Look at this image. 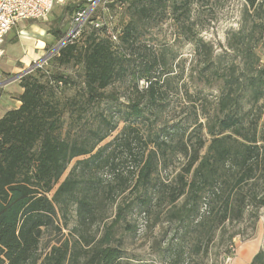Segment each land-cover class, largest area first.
Returning <instances> with one entry per match:
<instances>
[{
	"label": "trees",
	"instance_id": "1",
	"mask_svg": "<svg viewBox=\"0 0 264 264\" xmlns=\"http://www.w3.org/2000/svg\"><path fill=\"white\" fill-rule=\"evenodd\" d=\"M111 1L130 9L117 35L92 25L53 55L80 65L81 83L33 62L20 77L21 104L0 118V264H152L128 249L141 216L146 231L167 229L156 249L177 264L188 237L187 254L207 255L240 223L254 228L264 210V123L254 113L264 100L255 51L264 0H245L230 51L193 40L189 79L202 76L218 95L196 107L202 90L185 89L195 109L181 124L163 113L185 69L175 73L168 53L152 47L132 69L148 0ZM116 80L129 82L125 101L106 93ZM250 264H264V242Z\"/></svg>",
	"mask_w": 264,
	"mask_h": 264
},
{
	"label": "rangeland",
	"instance_id": "2",
	"mask_svg": "<svg viewBox=\"0 0 264 264\" xmlns=\"http://www.w3.org/2000/svg\"><path fill=\"white\" fill-rule=\"evenodd\" d=\"M244 3L245 0H148L146 2L150 13L145 21L140 24L139 40L131 50L134 53L132 69L134 67L138 69L139 55L148 53L147 47H152L157 53L166 51L170 62L175 66V73L185 69L184 73L177 79L179 91L171 96L170 105L163 113L164 120L181 124L186 117H193L195 107L185 100V94H183L185 89L191 93L202 90L196 107H199L200 101L210 107L211 103L216 100L217 88L205 86L204 81L201 80L202 76L189 79V67L196 62L197 58L193 40L202 39L211 43L214 46L215 54L221 53L225 49L227 52L230 51L227 45L228 35L239 28ZM83 9L87 15L84 20H78V13ZM94 16L96 20L90 21V18ZM129 20L128 2L64 0L57 3L45 19L24 20L15 25L10 31L11 39L5 46L6 52L0 59V72L6 80L0 88V118L8 110L17 108L21 104L19 98L23 88L20 85V78H17L16 75L31 67L33 62L39 61L37 65L44 66L49 71L71 75L77 84L81 83L83 69L80 65L61 64L58 59L53 58V55L64 44L60 48L58 45L69 34L71 35L70 38H76L81 43L85 37L83 35L84 29L94 25L95 27L106 26L109 33L117 35ZM26 29L34 34L31 36L27 33V37L24 36ZM41 31H44V35L50 34L52 37L51 42H47L46 47L42 49L35 47L38 42L37 34H40ZM53 31L57 34L55 35ZM39 44L41 43L39 42ZM29 46H32V48L30 47L32 53L42 52L43 54L36 61L26 66L29 56L25 57V54ZM125 51L128 53V50ZM255 51L260 63L264 64V26L263 36L257 41ZM227 58H230L228 53ZM145 83L142 78L139 80L140 86L145 85ZM128 85V81L116 80L106 88V93H114L120 97L119 101H125L124 94ZM77 87L67 90V93H74ZM254 113L255 116L261 113V123H264V100H261L255 107ZM113 136L114 134L110 135L104 143L111 140ZM72 165L73 163L70 164L68 171ZM262 217H264V210H262L254 228H251L247 222L240 223L234 228L240 230V233L231 242L227 245L213 244L207 255H199L194 252L187 254V249L191 247V239L188 237L184 242L186 246L184 261L181 259L177 264H238L240 258L246 257L245 247L247 244L253 245L254 251L262 247L264 242ZM73 222L74 219L71 220V225ZM137 222L139 233L136 238L131 239L128 243L129 251L132 254H138L140 258L148 260L152 264H165L156 247L160 244L162 237L165 236L167 229L161 232L160 227L157 226L153 231H146V219L143 216L138 217ZM235 230L230 229V233ZM167 232L166 237L168 238H172L177 233L170 229ZM48 237L46 235V238Z\"/></svg>",
	"mask_w": 264,
	"mask_h": 264
},
{
	"label": "built area",
	"instance_id": "3",
	"mask_svg": "<svg viewBox=\"0 0 264 264\" xmlns=\"http://www.w3.org/2000/svg\"><path fill=\"white\" fill-rule=\"evenodd\" d=\"M64 0H0V58L7 34L12 28L24 20L45 19L57 3ZM97 1V0H94ZM86 11H79L78 20H84ZM116 38V36H114ZM0 72V88L5 84Z\"/></svg>",
	"mask_w": 264,
	"mask_h": 264
},
{
	"label": "crops",
	"instance_id": "4",
	"mask_svg": "<svg viewBox=\"0 0 264 264\" xmlns=\"http://www.w3.org/2000/svg\"><path fill=\"white\" fill-rule=\"evenodd\" d=\"M31 30H33V29H31ZM11 32H9L8 34H7V36H6V41H5V43H4V45H3V48H4V52H3V55H2V57L1 58H3V56H4V54H5V52H6V47L5 46H7V42L11 39V34H10ZM24 33H25V35L24 36H26L27 37V35L28 34H30L31 36L34 34L33 32H31L30 30H24ZM28 33V34H27ZM37 45H35V47L37 46L38 48H40V49H42V48H44V47H46V45H47V42H51V40H52V37H50V34H46V35H44V31H41V33L40 34H37ZM40 40H43V41H40ZM19 41V40H18ZM15 42H17V41H15ZM39 42L42 44V43H44V45H41V44H39ZM32 46H29V48L26 50V54H25V57L26 56H29V60L27 61V63L25 64L26 66H27V64H29V63H31V62H33V61H36L38 58H40V56L43 54L42 52H38V53H36V52H34V53H32ZM24 57V58H25ZM0 58V59H1ZM23 58V60H24V62H25V59ZM23 62V63H24ZM3 75V74H2ZM22 88V87H21ZM21 90H23V89H21ZM22 92V91H21ZM262 220L264 221V217H262ZM263 232H264V230H263ZM253 248V245H250V244H247L246 245V247H245V250L247 251V254H246V257H243V258H240L239 260H238V264H250V262H251V259H252V257L254 256V254L258 251V250H253L252 249ZM257 249V248H256Z\"/></svg>",
	"mask_w": 264,
	"mask_h": 264
},
{
	"label": "water",
	"instance_id": "5",
	"mask_svg": "<svg viewBox=\"0 0 264 264\" xmlns=\"http://www.w3.org/2000/svg\"><path fill=\"white\" fill-rule=\"evenodd\" d=\"M70 34L61 41V43L58 45V48H60L63 44H65V42L70 38ZM39 61L35 62V65L38 63ZM33 65L31 67H28L26 70L22 71L21 73L17 74L16 77L20 78L23 74L29 72L32 69Z\"/></svg>",
	"mask_w": 264,
	"mask_h": 264
}]
</instances>
